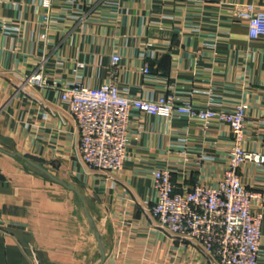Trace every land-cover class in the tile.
Instances as JSON below:
<instances>
[{"label":"crops","instance_id":"crops-1","mask_svg":"<svg viewBox=\"0 0 264 264\" xmlns=\"http://www.w3.org/2000/svg\"><path fill=\"white\" fill-rule=\"evenodd\" d=\"M235 3L264 8V0H0V264H212L200 244L157 224L154 171L169 167L177 190L216 184L229 165L230 124L134 109L124 167L94 169L62 91L114 81L131 95L174 93L199 108L245 101L244 147L264 152V37L249 36ZM40 70L46 83L26 81ZM238 173L264 192V164L242 162ZM260 251L264 264V215Z\"/></svg>","mask_w":264,"mask_h":264},{"label":"built area","instance_id":"built-area-1","mask_svg":"<svg viewBox=\"0 0 264 264\" xmlns=\"http://www.w3.org/2000/svg\"><path fill=\"white\" fill-rule=\"evenodd\" d=\"M52 0H45L51 5ZM232 15L246 22L251 38L264 37V8L255 3H235ZM46 36V34H43ZM113 63L121 56L115 54ZM144 72L150 71L145 65ZM26 81L46 83L42 70ZM80 133L82 159L92 168L114 171L124 167L132 110L147 114L185 115L204 120L220 119L230 124L233 133L229 165L216 183L196 182L192 188L177 190L169 167L154 171L156 198L151 212L157 224L176 239L201 245L212 264H259L264 215V192L248 188L238 173L242 162L264 164V152L244 147L248 127V104L240 101L231 111L199 108L179 102L174 93L149 99L131 95L116 82L92 87L75 82L62 91ZM264 128V117L261 119ZM258 206L259 210L254 211Z\"/></svg>","mask_w":264,"mask_h":264},{"label":"water","instance_id":"water-1","mask_svg":"<svg viewBox=\"0 0 264 264\" xmlns=\"http://www.w3.org/2000/svg\"><path fill=\"white\" fill-rule=\"evenodd\" d=\"M30 161H31L34 165H36L37 167H39L40 169H42V170L48 172L47 169L44 168L42 165L38 164V163L35 162V161H32V160H30ZM51 176H52L53 178L57 179L58 181H61V180H59L57 177H55V176H53V175H51ZM68 186H69L70 188H72V189H75V186H74V185H68ZM93 225H94V228H95L96 232L99 233L98 230H97V228H96V226H95V224H93Z\"/></svg>","mask_w":264,"mask_h":264},{"label":"rangeland","instance_id":"rangeland-1","mask_svg":"<svg viewBox=\"0 0 264 264\" xmlns=\"http://www.w3.org/2000/svg\"><path fill=\"white\" fill-rule=\"evenodd\" d=\"M248 128V127H247Z\"/></svg>","mask_w":264,"mask_h":264}]
</instances>
